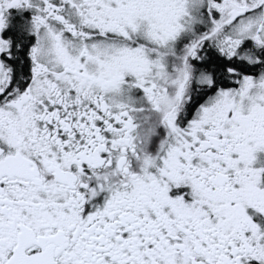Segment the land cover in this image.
Masks as SVG:
<instances>
[{
    "label": "snow or ice",
    "instance_id": "6c2138e0",
    "mask_svg": "<svg viewBox=\"0 0 264 264\" xmlns=\"http://www.w3.org/2000/svg\"><path fill=\"white\" fill-rule=\"evenodd\" d=\"M0 264H264V0H0Z\"/></svg>",
    "mask_w": 264,
    "mask_h": 264
}]
</instances>
